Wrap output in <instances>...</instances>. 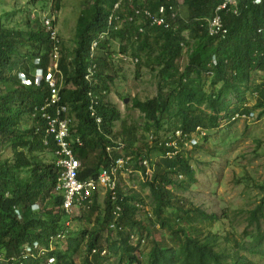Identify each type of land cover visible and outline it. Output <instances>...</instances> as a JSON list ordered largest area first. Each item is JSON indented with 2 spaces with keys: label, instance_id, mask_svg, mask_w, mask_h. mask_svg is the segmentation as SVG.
<instances>
[{
  "label": "trees",
  "instance_id": "obj_1",
  "mask_svg": "<svg viewBox=\"0 0 264 264\" xmlns=\"http://www.w3.org/2000/svg\"><path fill=\"white\" fill-rule=\"evenodd\" d=\"M116 0H92V14L80 15L77 20V40L70 58L72 68L69 69L65 59L60 57L59 67L66 81H71L70 87H61L63 102L68 104L69 113L73 114L76 122L73 126V119L70 131L78 135L83 144L74 145L75 155L85 161L91 151H96V161L91 166H85L80 172V177L85 178L96 173L100 164H107L105 144L109 142L107 136H112L113 122L119 116V111L107 102H102L97 111L102 117L100 132L87 110L88 91L99 88V83L93 87L84 78V72L88 64L89 46L98 33L107 28V18ZM186 7V15H178L174 27L166 29L159 26H149L144 23V40L149 39V30L157 33L162 39L160 49L157 53V61L162 64L163 74L169 75L175 85L169 94L156 96L141 100L132 98L131 105L138 109L147 121L156 128H160L168 114L170 107L175 103L178 124L172 130H181L190 133L197 126L205 127L219 124V117L222 112L226 116L232 114L229 106V98L233 94L237 96L234 110L242 107V94L250 77L252 70H264V0L260 3H253L252 0H236L237 12L222 9L220 11L222 21L227 29L225 38L210 36L207 33V21L213 14L215 8L225 0H176ZM165 0H135L137 6H142L157 11L158 7ZM123 15V14H122ZM27 15V30L6 26L0 17V83L3 91L0 92V148L6 147L13 151L12 162L8 158L0 159V264H6L5 259L12 255H18L21 246L25 243L37 241L45 246L49 245V237L58 230L65 231L66 248L55 244L50 249L48 257H53V264H76L73 255L83 244L85 245V264H106L102 262L104 254L99 245L98 228L92 231L86 228H79L75 233L66 230L65 221L68 215L61 210V198L52 193L57 181V171L53 162V143L43 144V126L37 116L31 117L33 107L40 105L47 94V84L44 76L39 84L24 85L20 82L18 71L26 73L31 79L32 71L35 68L33 59L39 58V66L44 73L50 56L51 41L48 34L41 26L37 17ZM129 25V24H128ZM127 27L110 32L100 44L99 49H104L105 42L117 34L122 38H131L135 27ZM258 29H261L258 31ZM131 30V31H130ZM188 32L191 44L189 47V64L180 72L173 63L181 51L183 32ZM30 44L29 52L20 54L19 46ZM101 51V50H100ZM106 53V52H105ZM102 54V53H100ZM107 55V54H106ZM212 56L216 57V64L213 66L211 77L222 82V88L217 92L201 94L190 85L193 77L196 78L205 73L207 64ZM97 56L96 76L99 82L104 78L101 66H106V57L100 59ZM32 64H31V63ZM14 69L13 72L11 70ZM109 77V76H107ZM214 82V81H213ZM244 85V86H243ZM259 106L264 108V83L258 89ZM200 96V97H199ZM197 101V104L205 103V107L193 108L187 102ZM225 106V107H224ZM241 106V107H240ZM245 106V105H244ZM224 107V108H223ZM209 110V113L207 112ZM250 111V110H244ZM206 116H208L206 118ZM27 117L30 120L28 128L21 126L22 121ZM218 123V124H217ZM115 138L114 136H112ZM156 142V137L153 139ZM156 145V144H155ZM181 145V144H180ZM161 149V166L155 165L146 180L151 194L154 198L153 212L155 222L159 227L168 230L175 239V244L167 245L163 240H156L152 231L145 225L136 221L130 213L136 209L130 204L131 199H137L136 194L126 195L117 186V202L121 205V213L116 218V236L120 241V251L129 262H138L132 249H127L131 233L124 228L126 225L137 226L147 230L151 238V247L148 252L147 264H255L246 254L240 253L237 249L230 250L221 246L216 234H200L199 228L189 227L175 222L173 214H162V206H173L176 212H182L189 217L190 213L199 215L200 218L208 220L216 219V213H206L197 206L185 205L183 200L176 197L167 188L168 184H175L170 174L179 171L187 178H192L193 170L186 158L180 151L172 156H165L164 152L171 147ZM182 146V145H181ZM183 148V146H182ZM29 152L27 157L22 151ZM48 150L52 154V160L41 162L36 159L34 151ZM139 155L134 154L136 160ZM147 158L145 156H142ZM144 170L143 166H138ZM24 170L25 175L19 176ZM264 189V182L260 184ZM106 197V211L103 219L108 224L112 221L111 200L109 194ZM139 201V200H138ZM37 204V210L33 205ZM51 205L50 208H46ZM15 208L18 209L20 217L17 216ZM264 211V199L249 210L248 221L255 222L262 216ZM126 218V219H125ZM124 226V227H123ZM253 236L255 244L250 248L251 253L264 251L260 247L264 233L256 229ZM84 237L85 240H84ZM62 241V240H61ZM95 248L97 251L91 252ZM123 256L119 257L115 264L123 263ZM3 260V262L1 261ZM22 264H46V257H29L23 260Z\"/></svg>",
  "mask_w": 264,
  "mask_h": 264
},
{
  "label": "rangeland",
  "instance_id": "obj_2",
  "mask_svg": "<svg viewBox=\"0 0 264 264\" xmlns=\"http://www.w3.org/2000/svg\"><path fill=\"white\" fill-rule=\"evenodd\" d=\"M47 1L0 0L1 20L6 26L27 30L29 27L26 23L27 15L31 14L33 9L47 11ZM176 5L179 15L185 16L186 7L181 2H177ZM51 9L56 11V24L60 38L59 60L60 57H63L71 69L70 58L78 32L77 20L82 14L86 16L92 14V0H53ZM121 25L122 30L132 27L123 20ZM142 36L134 31L131 38H122L117 33L105 42L104 49L98 50L97 56L99 55L100 59L106 57L108 61L106 66H101L104 78L99 82V89L106 91L103 96L105 102L119 111L118 118L113 122L112 136L126 144L125 152L131 156L130 171H125L118 177V186L124 194H136L139 197V201L137 199L129 201L131 205L138 202L137 207L134 205L135 211L130 214L151 231L152 228L155 229L152 232L153 238L158 241L163 240L165 244L171 245L175 244L173 235L155 222L154 198L146 183L150 176L145 177L144 170L138 167L140 166L138 160H135L133 156L137 153L139 156L147 157L151 163L161 166L162 153L158 141L174 133L172 130L178 124L175 103L171 105L162 126L156 128L145 119L138 109L132 107L131 101L134 97L145 100L158 93L164 97L169 94L175 83L169 75L163 74L162 64L157 61L156 56L162 39L151 30H149V39L144 40ZM183 36L180 54L173 63L180 72L189 64L188 45L191 44L188 32L184 31ZM29 45L28 43L19 46L20 54L29 52L31 49ZM134 57H138V61L135 63L133 62ZM13 71L14 69L11 70V72ZM191 77H193V82L190 85L194 86L198 95L217 92L222 88L221 81L214 80L206 73L198 78L195 75H191ZM263 83L264 70H252L243 89L242 107L244 110H252L254 117L247 120L240 118L224 123L223 126H220V123L212 126L206 122L205 127L195 130L187 136L185 145L182 144L184 147L181 148L180 154L192 167V178H187L179 171L170 174L175 184H168L167 188L176 197L183 200L187 206L192 204L206 213H216L217 218L208 220L200 218L195 213H190L188 217L182 212H176L173 206H162L163 215H169L172 218L171 214H173L175 222L185 226L186 229L189 226L197 227L201 235L216 234L222 247L226 246L230 250L237 249L240 253L246 254L255 264H264V254L249 251L255 244L252 236L255 230L259 229L260 233H264V211L262 216H259L257 224L248 221V214L249 210L256 206L261 199H264V189L259 187L264 182V108L262 109V106L258 105L260 98L258 89ZM72 85L71 81L65 82V77L62 74L61 87H71ZM1 91L3 89L0 83ZM228 98L230 102L228 108L232 111L235 109L234 104L237 96L231 94L228 97H223L224 100ZM187 104L193 108L205 107V103L197 104V101H190ZM207 112L209 113V110ZM70 115L74 126L75 117L72 113ZM24 119L21 126L28 128L30 120L27 117ZM150 134L156 137L155 143L149 139ZM22 151L27 157H30L29 152L23 149ZM96 153L97 150L91 151L88 159L83 161L82 165L91 166L94 164ZM34 154L36 159L41 162L52 160V154L47 149L36 150ZM13 157L14 154L10 148H0V159L8 158L12 162ZM25 174L24 170L19 172V176ZM50 206L47 205L46 208H50ZM32 208L37 210V204ZM76 210L73 209L72 213L68 215L66 221L69 224L66 225V230L75 233L79 228H86L88 231L98 228L101 254H104L102 262L115 264L118 258L123 255L116 232L113 229H108L106 221L103 219L106 211L104 188L100 186L96 188L89 209ZM124 228L132 234L127 249L133 248L139 261L129 262L123 256L122 264H147L152 237L147 233V230H140L134 225H126ZM188 231L193 232L190 227ZM65 242L66 240L62 239L56 245L65 249ZM260 247L264 251V238ZM103 250L104 253H102ZM86 254L83 244L74 253V262L85 264ZM1 261L3 262L2 259Z\"/></svg>",
  "mask_w": 264,
  "mask_h": 264
},
{
  "label": "built area",
  "instance_id": "obj_3",
  "mask_svg": "<svg viewBox=\"0 0 264 264\" xmlns=\"http://www.w3.org/2000/svg\"><path fill=\"white\" fill-rule=\"evenodd\" d=\"M53 0L47 1V11L33 9L31 12L32 18L37 17L41 26L44 28L51 41V50L49 60L44 73L42 67L39 64V58H34L33 64L35 68L32 71V79L24 72L18 71V78L24 85L39 84L44 76V80L47 84V94L45 95L42 103L33 107L31 117L37 116L42 122L43 126V144L48 145L51 141L53 143V162L57 171V181L53 187L52 193L59 196L61 200V210L67 215L72 213L73 209L76 211H84L90 208L94 191L97 187H102L105 190V194L108 193L111 200V213L112 221L108 224L110 229L115 230V220L121 213V205L117 202V186L118 177L125 171H130L129 163L131 156L126 154V144L117 138L107 136L109 142L105 144L107 164H100L96 169V173L89 175L85 178L80 177V172L83 170L82 161L74 153V145L81 146L83 144L82 139L70 131V125L72 117L69 113L68 104L63 102L61 95V80L62 73L59 68V45L60 38L58 34L56 24V11L51 9ZM261 0H252L253 3H260ZM176 0H165L161 4L157 11H152L149 8L137 6L135 0H116L113 4L112 10L107 18V28L101 31L97 36L92 39L89 52H88V64L84 72V78L93 87L96 83H99V79L96 76L97 69V54L99 50V44L109 36L110 32L120 30L122 28V20L135 27V32L139 35L144 32V23L149 26H159L166 29L174 27L176 18L178 17V7ZM222 9L231 10L237 12L236 0H225L219 4L213 14L207 21V33L210 36L219 38H225L227 35V29L222 21L220 11ZM123 14V15H122ZM261 29H258L260 31ZM182 45V42L180 43ZM138 57L133 58V62H137ZM216 64V57L212 56L210 62L207 64L205 73L208 76L213 75V66ZM104 89H97L96 91L91 88L88 95L87 110L89 116L93 119L97 126V129L102 132L101 123L102 117L97 111V107L105 102L103 96L105 95ZM254 117V112L244 111L242 108L233 110L232 114L226 116L224 112L219 117L220 126L224 123L233 122L237 119H251ZM202 127L197 126L195 130H199ZM194 130V131H195ZM191 133V132H190ZM190 133L182 132L181 130H175L174 133L162 140L158 141V145L163 147H171L164 152L165 156H172L179 152L182 148V144L185 145L187 136ZM154 135L150 134L149 139L153 140ZM182 146H181V145ZM184 147V146H183ZM137 162L144 168V175L150 176L154 164L150 160L142 156L137 157ZM120 200L122 199L119 198ZM15 212L18 217L20 213L17 208ZM69 222L65 221V225ZM65 231L58 230L49 237V245L45 246L37 241L31 243H25L21 246V250L18 255L9 256L5 259L6 264H22L23 260L29 257H46V264H53L54 258L48 257V252L55 248V244L59 240L64 239ZM97 251L95 248L91 249L94 253ZM104 253V250L103 252Z\"/></svg>",
  "mask_w": 264,
  "mask_h": 264
},
{
  "label": "water",
  "instance_id": "obj_4",
  "mask_svg": "<svg viewBox=\"0 0 264 264\" xmlns=\"http://www.w3.org/2000/svg\"><path fill=\"white\" fill-rule=\"evenodd\" d=\"M125 101H127V98H125Z\"/></svg>",
  "mask_w": 264,
  "mask_h": 264
},
{
  "label": "crops",
  "instance_id": "obj_5",
  "mask_svg": "<svg viewBox=\"0 0 264 264\" xmlns=\"http://www.w3.org/2000/svg\"><path fill=\"white\" fill-rule=\"evenodd\" d=\"M83 167H85V166H83Z\"/></svg>",
  "mask_w": 264,
  "mask_h": 264
},
{
  "label": "bare ground",
  "instance_id": "obj_6",
  "mask_svg": "<svg viewBox=\"0 0 264 264\" xmlns=\"http://www.w3.org/2000/svg\"><path fill=\"white\" fill-rule=\"evenodd\" d=\"M26 74V73H25Z\"/></svg>",
  "mask_w": 264,
  "mask_h": 264
}]
</instances>
